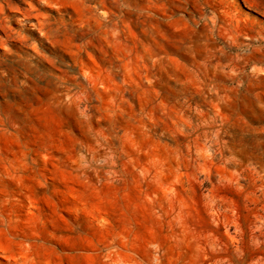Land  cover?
Returning a JSON list of instances; mask_svg holds the SVG:
<instances>
[{
    "label": "clouds",
    "instance_id": "9594fccd",
    "mask_svg": "<svg viewBox=\"0 0 264 264\" xmlns=\"http://www.w3.org/2000/svg\"><path fill=\"white\" fill-rule=\"evenodd\" d=\"M0 264H264V0H0Z\"/></svg>",
    "mask_w": 264,
    "mask_h": 264
}]
</instances>
